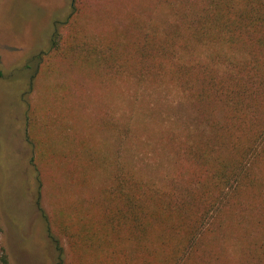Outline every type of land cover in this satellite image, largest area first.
I'll use <instances>...</instances> for the list:
<instances>
[{"label": "trees", "instance_id": "trees-1", "mask_svg": "<svg viewBox=\"0 0 264 264\" xmlns=\"http://www.w3.org/2000/svg\"><path fill=\"white\" fill-rule=\"evenodd\" d=\"M158 1L169 18L158 13L151 27H140L133 71L140 84L149 77L173 86L186 100V124L165 132L173 134L171 154L164 156L172 169L157 176L150 161L125 154L109 176L105 200L76 205L73 224L56 222L72 244L68 259L41 204L43 179L32 158L34 206L56 264H90L88 256L93 264H229L216 251L223 236L246 252L237 264H264V169L258 171L264 166V0ZM57 39L52 48L59 46ZM22 96L31 146V105ZM136 114L143 116L134 111L129 118ZM130 119L121 130L129 149L131 132L139 137L154 132L148 133V122ZM2 234L0 218V242ZM0 264H10L1 246Z\"/></svg>", "mask_w": 264, "mask_h": 264}, {"label": "rangeland", "instance_id": "rangeland-1", "mask_svg": "<svg viewBox=\"0 0 264 264\" xmlns=\"http://www.w3.org/2000/svg\"><path fill=\"white\" fill-rule=\"evenodd\" d=\"M159 4L77 0L71 15L72 0H0V246L10 264H56L55 249L34 206L32 158L43 179L41 204L68 259L73 258L72 244L56 222L62 218L73 224L70 215L76 205L88 207L96 197L105 200L109 176L125 154L150 161L158 168L157 176L172 169L164 156L171 154L173 134L165 132L186 124V100L173 86L149 77L140 84L133 71L132 50L140 27H151L158 13L169 18ZM57 38L59 46L52 48ZM21 96L31 105V146ZM134 111L143 116L130 119ZM129 119L148 122V133L154 130L141 137L131 132V149L121 134ZM263 169L261 164L258 171ZM225 241L217 243L216 251L229 264L241 262L246 252L238 243ZM81 253L86 259L85 251ZM87 262L93 264L91 256Z\"/></svg>", "mask_w": 264, "mask_h": 264}]
</instances>
